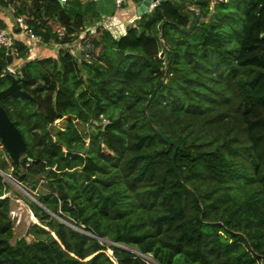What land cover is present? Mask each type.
I'll list each match as a JSON object with an SVG mask.
<instances>
[{
	"label": "trees",
	"instance_id": "obj_1",
	"mask_svg": "<svg viewBox=\"0 0 264 264\" xmlns=\"http://www.w3.org/2000/svg\"><path fill=\"white\" fill-rule=\"evenodd\" d=\"M74 1L0 0L62 44L35 57L21 38L0 46V88L16 60L32 94L0 102L26 139L13 173L40 218L12 240L14 184L0 172V264H264V0H160L119 35ZM76 39L89 55L64 45ZM233 120L246 143L233 144ZM157 127L180 141L174 158Z\"/></svg>",
	"mask_w": 264,
	"mask_h": 264
},
{
	"label": "rangeland",
	"instance_id": "obj_2",
	"mask_svg": "<svg viewBox=\"0 0 264 264\" xmlns=\"http://www.w3.org/2000/svg\"><path fill=\"white\" fill-rule=\"evenodd\" d=\"M174 1H176V3H178L184 9H188L191 6L195 7L194 4L190 5V3L186 0H174ZM132 2H137V0L125 1V3L119 8V10H124V9L128 10V6ZM132 14H135V13L132 12ZM190 37L194 38L192 35ZM31 42L29 43V45L31 44ZM34 45L37 46V49H35V53L33 54V56L34 55L38 56V55H45V54H53L54 51L58 52V50H59V44L57 42H54V41H52L50 43L42 41V42L35 43ZM69 45L71 46V44H69ZM31 54L32 53H31V49H30V55L29 56H31ZM183 57H185V56L183 55ZM79 58H82V56H80ZM201 58H207V55L204 54L203 56H201ZM203 62L204 61H202V63H198V64L203 65L204 64ZM181 65H182L181 69H185V71H188L189 74L192 73L193 77L197 76L198 72H194L191 69L192 64L188 63L186 60H182ZM188 77H189V75H188ZM188 77H185V78H188ZM228 114L229 113H227L226 115H228ZM228 116H229L228 118H230V114ZM66 119H67V117L64 115L62 117L56 118L55 122H57L56 124L63 126L66 122ZM233 121H232V123H234L233 131L237 132V137L235 139H233V141H232L233 144H238V143L244 144V143H246L248 141L247 135H246V129H244L239 124V122L237 120L234 122ZM78 124L80 125L81 128L85 127V125L81 124L80 122H78ZM217 125H220V124H217ZM218 127H220V126H218ZM221 128L224 129L223 127H221ZM221 131H223V130H221ZM212 134L213 133H211V132L207 133V135L209 137H211ZM6 139L7 138L5 137V140ZM222 139H223V135L218 134V140H222ZM226 149H229V147L227 146ZM232 153L238 159H240L243 164H249L250 163L249 162V152L246 149L242 148V150H240V151L232 150ZM0 157L6 158V160L8 162V167H7L8 170L3 169L0 166L1 170L11 174V176H10L11 179L8 176H6V177L9 180H11L14 184V186H12L6 192V193H9L12 197L11 214H12V217L14 219V227H15V234L12 237V240L15 241L16 238L21 236V235H28V237L30 238L31 235L28 234V232H27L28 226L33 221H40V218L34 213L33 209L31 208L30 204L28 203V201L22 196V194H20L19 189H22L24 192H26L29 195L30 194L35 195V194L33 191L27 189V187L21 181L16 179V176L13 173V167H14L13 160L15 159V157L13 156L11 151L6 147V145H4L3 147H0ZM43 183H44V180L41 179L40 182L38 183V187L36 188V190H38V189L41 190V189L45 188L46 186ZM20 185H22V186H20ZM22 187H24V188H22ZM108 251L112 253V249H108ZM145 255H146V257H148L150 259V261H153V257L151 255H148V254H145Z\"/></svg>",
	"mask_w": 264,
	"mask_h": 264
},
{
	"label": "water",
	"instance_id": "obj_3",
	"mask_svg": "<svg viewBox=\"0 0 264 264\" xmlns=\"http://www.w3.org/2000/svg\"><path fill=\"white\" fill-rule=\"evenodd\" d=\"M60 1L64 2L63 0H60ZM151 2H152V0H141L136 7V12H135L134 16L127 18V19H122V18H120V16L118 14L114 13L113 16L116 19L117 25L119 27H122L123 32H125L126 31V25L134 17L142 15V13L145 11L151 10L149 8V5L151 4ZM105 15H107V14H104L103 17ZM200 17H201V11L198 9L193 25L198 23ZM161 54H164V50L161 52ZM162 81H163V78H161V80L159 81V84L156 86L155 90L159 87V85L162 83ZM8 94H13V95L22 96V97H31L32 96L31 92L22 86L21 76H16L14 74H12L11 82L7 86L0 88V97L6 96ZM157 129H158L159 133L162 134V136H164V138H166L169 142L174 143V148H173V152H172V157L174 158L175 152H176V150L180 144V141L169 137L160 127H157ZM0 137L4 141L6 147L11 151V153L15 157V160L18 162L22 156L21 154H23V152L26 149L27 142H26V139L23 135L22 130L19 128L17 123L12 119L8 110L6 109L4 104H2L1 102H0ZM5 137L7 138L6 140H5ZM0 172L2 174H4L5 176H8V177L11 176L10 173L2 171L1 168H0ZM10 179H11V177H10ZM20 186H22V185H20ZM22 188H24V187H22ZM30 195L33 198L37 199V197L35 195H33V194H30ZM106 239H108V238H106ZM108 240H111V239H108ZM131 248L138 251V252H142V251L137 250L136 248H133V247H131Z\"/></svg>",
	"mask_w": 264,
	"mask_h": 264
},
{
	"label": "crops",
	"instance_id": "obj_4",
	"mask_svg": "<svg viewBox=\"0 0 264 264\" xmlns=\"http://www.w3.org/2000/svg\"><path fill=\"white\" fill-rule=\"evenodd\" d=\"M69 2H70L69 4L71 7L78 5L76 3V1H74V0H69ZM82 3L85 5V9L87 11L88 16L91 18V21H92L91 27L94 26L93 28H96V24H98L99 22L106 24L108 22L111 23V22L116 21L115 17L113 16L114 13L118 14L120 16V18H122V19H127V18L134 16V14H132V12L135 13L136 7L139 4L138 1L132 2L128 6V10H125V9L119 10L117 8L113 11L114 7H116L114 0H82ZM190 5H192V3H190ZM191 7H193V6H191ZM98 12L100 15L101 14H107V15L104 16L105 18L103 17V15H101V17L99 18V16L96 15V14H98ZM0 15L4 18L5 23L9 27H11L12 29L15 28V24H14L15 23V11H14L12 5H3L0 3ZM20 36H21V33H20ZM25 38H26V35L24 33H22V39L25 40ZM26 39H27V42H29L28 38H26ZM57 43H59L61 45L60 42H57ZM90 46L91 45L87 41L83 42L80 39L75 40L74 48L78 52V54H80V56L89 55ZM35 49H37V46ZM53 54H57V52L54 51Z\"/></svg>",
	"mask_w": 264,
	"mask_h": 264
},
{
	"label": "built area",
	"instance_id": "obj_5",
	"mask_svg": "<svg viewBox=\"0 0 264 264\" xmlns=\"http://www.w3.org/2000/svg\"><path fill=\"white\" fill-rule=\"evenodd\" d=\"M63 1H66V0H63ZM125 1H127V0H116L117 8L119 9L125 3ZM159 2H160V0H152L151 4L149 5V8L152 9ZM14 24H15V28L12 29L11 27H9L5 23L4 18L0 15V46L9 47V49H11V51H12V46L14 45L15 38H21L22 39V33H24L26 35V38H28L29 43L33 40L31 42V53H32L31 56L34 57L35 55L33 56V54L35 53V48H36V45H34V44L38 43V42H42L43 41L42 36L40 34H38L33 29V27L28 23L24 14H19V13L15 14V23ZM106 25L109 28H111L115 32L116 35H119L120 33L123 32V28L119 27L117 25L116 21L111 22V23L108 22V23H106ZM17 27H19L20 29H17ZM126 28H127V25H126ZM58 29L60 32H63L65 29L64 25L59 26ZM20 33H21V36H20ZM26 38H25V41H27ZM69 44H71V46ZM64 45L70 46L71 50L78 54V52L74 48L75 41L69 42V43L67 42ZM14 53L15 54L17 53L16 48H14ZM79 57H80V55H79ZM20 67H21L20 62H17L15 60L13 62H10L7 65V67L5 68V70L7 72H9L10 74H16V73L20 72ZM4 145H5V143L2 140V138L0 137V147H3Z\"/></svg>",
	"mask_w": 264,
	"mask_h": 264
},
{
	"label": "clouds",
	"instance_id": "obj_6",
	"mask_svg": "<svg viewBox=\"0 0 264 264\" xmlns=\"http://www.w3.org/2000/svg\"><path fill=\"white\" fill-rule=\"evenodd\" d=\"M92 28H93V26H92Z\"/></svg>",
	"mask_w": 264,
	"mask_h": 264
}]
</instances>
